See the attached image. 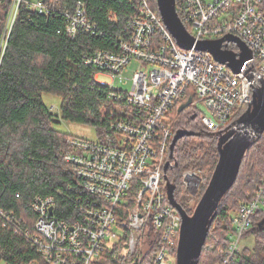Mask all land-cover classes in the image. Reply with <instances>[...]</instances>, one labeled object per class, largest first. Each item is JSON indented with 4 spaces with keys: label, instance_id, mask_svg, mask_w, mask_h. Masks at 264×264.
I'll use <instances>...</instances> for the list:
<instances>
[{
    "label": "built area",
    "instance_id": "2783aa9c",
    "mask_svg": "<svg viewBox=\"0 0 264 264\" xmlns=\"http://www.w3.org/2000/svg\"><path fill=\"white\" fill-rule=\"evenodd\" d=\"M134 2L135 13L117 36V50L95 51L86 59L96 68L94 81L113 91L109 129L114 131L115 146L67 138L70 152L64 161L78 182L79 195H86L80 218L55 217L52 196H38L31 205L36 214L31 240L47 264H92L105 247L118 240L132 259L129 264L136 258L140 263L144 249L154 243V262L175 264L176 254L171 250L177 247L181 217L168 203L163 178L169 146L178 130L174 124L179 114L189 109L196 116L200 136L219 137L232 126L234 113L247 108L253 88L264 77V0H175L176 13L195 42L231 36L244 44L251 59L239 73L205 51L181 49L151 0ZM21 3L38 14L60 11L58 0H12L4 42ZM64 11L68 37L73 38L79 29L95 32L82 2L70 12L63 7ZM221 49L239 59L236 43L223 41ZM131 62L138 63V68L129 72ZM124 73H129V78H124ZM99 76L108 81H99ZM116 80L122 84L130 81V90L116 88ZM189 98V105L178 112ZM193 175L185 173L183 180ZM259 210L264 211V178L232 213L233 232L224 251V264L239 251L240 240ZM148 227L152 231L146 237Z\"/></svg>",
    "mask_w": 264,
    "mask_h": 264
},
{
    "label": "trees",
    "instance_id": "16d2710c",
    "mask_svg": "<svg viewBox=\"0 0 264 264\" xmlns=\"http://www.w3.org/2000/svg\"><path fill=\"white\" fill-rule=\"evenodd\" d=\"M58 2L60 11L48 14H38L21 3L4 42L12 0H0V261L7 264H47L31 240L36 232V214L31 205L36 197L52 196L56 202L54 216L66 220L77 215L80 218L86 196L79 195L78 182L64 161L70 152L67 138L73 135L57 129V115L42 101V94L60 98L61 120L98 127L102 130L99 142L115 146L114 131L109 129L113 91L94 81L96 68L86 59L95 51L117 50V36L123 33L126 19L135 13V2ZM78 2L84 4L95 32L79 29L71 38L65 31L63 7L70 12ZM151 6L157 9L155 0H151ZM111 13L113 17L109 16ZM192 116L189 109L180 113L174 130L197 133L198 125ZM201 137L212 141L204 155L188 150L186 141L191 137H183L173 149V161L167 171L168 181L174 185V199L189 215L205 189L203 185L192 199L182 184L183 172L210 171L211 176L218 158V137ZM263 177L264 133L249 147L234 184L219 202L199 264H224V251L233 232L232 212L238 209L239 202L253 195ZM252 223L246 233L253 237L252 248L234 253L227 264H264L263 210L254 214ZM151 231L146 229V237ZM120 241L105 247L92 264H129L132 259L127 258L128 252ZM155 250V243L148 246L140 255L139 264H156ZM171 252L175 255L176 247Z\"/></svg>",
    "mask_w": 264,
    "mask_h": 264
},
{
    "label": "water",
    "instance_id": "95a60500",
    "mask_svg": "<svg viewBox=\"0 0 264 264\" xmlns=\"http://www.w3.org/2000/svg\"><path fill=\"white\" fill-rule=\"evenodd\" d=\"M162 21L177 45L183 50L194 48L209 53L213 59L225 64L233 73H239L245 63L251 59V53L237 38L226 36L215 41L195 42L185 30L175 8V0H155ZM223 41L234 42L241 53L239 59L230 51L221 49ZM191 98L180 105L178 112L189 105ZM264 133V77L260 85L253 88L251 101L246 110L233 122L232 126L220 134L216 144L217 162L208 184L191 215L187 214L174 199V185L168 181L167 171L171 167L173 149L183 137L200 134L178 129L169 146V160L163 167L168 203L181 217V226L176 247L175 264H199L202 248L222 197L234 184L241 162L253 142ZM51 211V210H50ZM132 264H139L136 258Z\"/></svg>",
    "mask_w": 264,
    "mask_h": 264
},
{
    "label": "rangeland",
    "instance_id": "374dc122",
    "mask_svg": "<svg viewBox=\"0 0 264 264\" xmlns=\"http://www.w3.org/2000/svg\"><path fill=\"white\" fill-rule=\"evenodd\" d=\"M237 48V47H236ZM138 68V63L136 62H131L130 66H129V72H132V70H135ZM130 74L128 73H124V78H129ZM99 81H108L107 78L103 77V76H99L98 77ZM130 81H126L125 84L120 83L118 80L115 81L114 86L116 88H120L123 91H129L130 90ZM42 101L45 103V105L47 107H49V110L52 114L57 115V118L59 120V124L57 125V129L65 132L67 134L73 135L77 138H81L84 140H88V141H93V142H99V135L102 133V130L99 129L98 127H94L92 125L89 124H81V123H74V122H69V121H64L61 120L58 116H59V106H60V98L56 95H52V94H42ZM246 109V107H241L239 110H237L234 115H233V120H231V122L235 121ZM203 113L206 114V116H208V112L205 110L203 111ZM202 136V135H201ZM199 136H193L191 137L189 140L186 141V146L187 149L190 150H195L196 154L198 156H203L204 153L209 149V147L212 144V141L207 140L205 137H201ZM115 138L117 140L120 139L119 136H115ZM185 173H192L194 174L193 177L187 179L186 181L183 180V175ZM209 176H210V171H198V170H185L182 174V184L184 186V188L186 189L187 193L189 194V196L194 199V195H197L201 190H202V186L204 185V189H205V184L208 183L207 180H209ZM264 178V177H263ZM262 178V179H263ZM207 181V182H206ZM193 203V201H192ZM191 203V204H192ZM189 208V207H188ZM190 208H192V205H190ZM233 213V212H232ZM109 243L112 242V240H108ZM240 244L241 247L239 249L238 252L244 250L245 248H252L253 245V237L251 234H246L241 240H240ZM139 248H136V252H139ZM145 251V249H144ZM128 255V259H130L129 254ZM126 258V260H127ZM0 264H7L3 261H0ZM35 264V263H34Z\"/></svg>",
    "mask_w": 264,
    "mask_h": 264
},
{
    "label": "flooded vegetation",
    "instance_id": "af4514ba",
    "mask_svg": "<svg viewBox=\"0 0 264 264\" xmlns=\"http://www.w3.org/2000/svg\"><path fill=\"white\" fill-rule=\"evenodd\" d=\"M191 120H192V121H195V120H196V116L193 115V116L191 117Z\"/></svg>",
    "mask_w": 264,
    "mask_h": 264
},
{
    "label": "bare ground",
    "instance_id": "6f19581e",
    "mask_svg": "<svg viewBox=\"0 0 264 264\" xmlns=\"http://www.w3.org/2000/svg\"><path fill=\"white\" fill-rule=\"evenodd\" d=\"M173 161V160H172Z\"/></svg>",
    "mask_w": 264,
    "mask_h": 264
}]
</instances>
